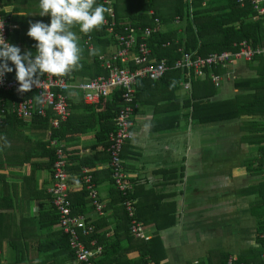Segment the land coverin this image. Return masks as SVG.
Returning <instances> with one entry per match:
<instances>
[{
  "label": "crops",
  "instance_id": "obj_1",
  "mask_svg": "<svg viewBox=\"0 0 264 264\" xmlns=\"http://www.w3.org/2000/svg\"><path fill=\"white\" fill-rule=\"evenodd\" d=\"M0 2L11 26L9 43L19 47L21 55L29 51L35 53L34 49L28 48V45L36 43L27 36L29 25L50 23L49 16L38 15L39 0ZM260 18L258 15L254 17L255 20ZM73 31L79 36L83 49L81 63L91 65L96 57L99 59L100 55H109L114 51L112 44L96 48L93 38V50H89L85 42L92 36L84 38L78 28ZM258 63V60L237 61L227 71L212 69L208 72L204 78L220 71L217 74L220 76L219 87L213 84L217 91L215 102H224L243 93L236 90L234 82L257 77ZM81 69L69 74L72 79L77 76L73 83L92 80V70ZM193 76L204 79L195 74L186 76L187 80L178 92L181 99L190 95ZM186 83H190L188 90L185 89ZM162 97L158 96L160 100ZM68 98L69 118L76 120L68 127L67 139L72 143L67 149L86 159L88 166L92 165L84 169L91 175L97 196L105 207V214L100 217L91 203L89 211L81 216L93 226L106 219L109 225L101 232H108L107 237H110L124 208L123 204L117 203L119 198L110 179L108 160L105 154H101L103 146L96 138L103 122H97L92 111H85V108L100 103L87 105L83 94L77 90L68 93ZM157 102L147 98L144 103H135L138 111L133 117V139L124 145L122 152L127 182L132 186V197L137 201L140 214L139 223L147 238L140 241L150 242L159 238V244H154L153 256L162 257L160 264H226V259L231 256L242 264H263L264 246L259 240L258 215L264 221V205L260 207L264 197V168L263 164L258 167L256 160L260 159L259 149L264 147V142L257 143L252 136L264 135L250 130L258 120L244 117L230 122L198 125L189 118L191 110L183 109L176 112L181 116L176 128L152 132L157 125L171 126L172 120L161 119L176 115L171 113L173 107L169 110L162 107L156 109L154 104ZM106 106L102 104L97 112L104 113ZM7 121L3 124L7 132L23 131V136L37 141H47L50 136L49 132L43 135L40 131H32L30 126L34 120L24 121L27 125ZM3 147L9 152L16 149L11 143L0 144V150ZM17 147L21 154L32 150V145H26L23 139L19 140ZM0 162L3 166L0 167V264H77L59 253L58 248L64 245L57 237L60 233L58 225L48 227L55 219L49 193L52 173L36 166L35 178L23 181L22 176L29 175L32 166L26 163L10 166L5 161ZM68 174L70 195L82 191V180ZM140 241L135 239L133 243H121L122 248H130L127 258L132 261L140 259L139 250L143 247ZM210 243L215 244L213 249L209 248ZM54 253L57 257L52 260L51 254ZM204 256L207 263L200 260ZM120 264H124L123 259Z\"/></svg>",
  "mask_w": 264,
  "mask_h": 264
},
{
  "label": "trees",
  "instance_id": "obj_2",
  "mask_svg": "<svg viewBox=\"0 0 264 264\" xmlns=\"http://www.w3.org/2000/svg\"><path fill=\"white\" fill-rule=\"evenodd\" d=\"M118 1L120 2V0ZM240 1L242 0H128V10H125L122 5L119 6L117 4L116 0L114 10L117 16V30L122 31L123 27L127 25L124 23L122 17L125 15H132L129 25L134 28L147 29L153 27L154 18L151 17V12H154L155 17L159 18L164 25L177 24L178 22L179 24H184L183 28H179L175 31H166L152 37L148 41L153 60L160 61L167 59L171 64H174L176 60L181 58L183 53L191 54L196 57L207 56L213 52L222 53L236 51L232 46L242 41H248L252 43L254 47L264 45V17L257 20L254 19L257 12L252 5V0H244L245 8L239 5ZM96 3L102 5V0H96ZM166 8H168V11ZM134 11H137L138 14H133ZM3 15L5 14L3 13ZM90 36H92L96 48L98 46L108 47L109 44H113V41L110 39L103 26L92 31L88 35H84V38ZM168 43L171 44V47L165 48V45ZM28 46L29 49H34L35 51V44ZM256 60L259 62L257 77L235 81L234 86L236 90L242 91L243 93L231 99L224 100V102H219V100L215 102L214 97L217 91L209 76L204 79L193 76L190 95L185 99H181L178 92L182 83L187 80V78L185 74L176 70L168 73L160 80L148 79L146 81H140L137 85V93H135V103H144L147 98H152L154 102L158 100V102L154 104L156 109L162 107L168 108L169 110L173 107L171 113L174 112V114L183 111V109H190L191 113L189 118L198 125H209L210 123L217 122L224 123L250 117L252 120H258V122L251 125V132L256 134L262 133L264 135V58H258ZM80 64H83L81 71L87 69L92 70L90 79L107 75V71L101 66L98 57L94 59L91 65L81 62ZM84 65L85 68H83ZM8 66L13 68V71L8 73L9 77L15 79L14 66L10 62ZM78 70L76 72H78ZM216 73L219 74L220 71H216ZM44 77H41V79ZM66 77H69L67 79L72 82L77 76H75V78L73 77L74 79L70 78V75ZM159 95L164 96L162 100L158 98ZM29 96H33V94H27L25 97ZM18 99L19 97L13 93L0 91V104L9 106L11 103L17 102ZM102 104L107 105L106 110L104 113H98L97 111L101 109ZM121 106L122 99L121 91L119 90L116 91L111 98L101 99L99 105L85 108V111L87 110L88 113L91 111L93 112V117L97 118V122H103L102 128L98 131L96 138L103 146L101 154H105L107 160L108 153L106 150L108 147V135L110 132L116 130L115 120ZM6 120H8L7 122L13 121L14 123L18 122L27 125V123L18 120L15 116H9ZM52 120H54V116L50 113L47 118H35L32 122V126H30L32 131H40L43 135L49 132L50 136L47 141H37L32 137H25L22 134L23 131L12 130L11 132H7L5 131L6 127L4 125L0 126V144L4 146L11 143V145H15L16 147L15 152H9L3 147L0 150V160L7 162L10 166H22L24 163L32 166L29 175L22 176L23 181L35 178L36 166H38V169L46 170L53 174L54 164L57 160V148L60 145L64 146L63 143L65 144L64 153L68 163V172L71 176L76 175L79 180H81L83 177L82 170L92 167V165L88 166L89 164L86 162V159H83L77 155V153L69 152L67 149L72 143L71 140L67 139L68 127L76 118H69L67 122L62 123L58 129H54L51 126ZM161 120H172L171 126L157 125L152 129V132L154 130L160 132L165 129L176 128L181 120V116L180 114H176L175 116L168 115ZM106 122L107 124L104 125ZM20 139H23L26 145H32V150L24 151L21 154L17 147ZM252 139H255L257 143L264 142V136L255 135L254 137L252 136ZM52 142H56L57 146H52ZM259 151L260 159L256 160V163H258V167L259 165L262 167L264 147L262 146ZM0 167L3 166L0 165ZM257 168L254 170H257ZM3 178L4 177H2V179ZM114 192L119 198L117 203L120 202L122 205L123 197L121 193L116 190H114ZM70 196L74 214L77 216L85 215L89 211V207L92 203L85 187L82 191ZM132 198L134 199V197ZM263 205L264 197L260 203V207H263ZM54 212L55 219L53 223L48 224L49 228L58 225L60 222L59 215L55 209ZM258 217L259 240L264 246V240L262 239L264 235V221L260 219V215H258ZM2 218L1 215V219ZM137 219L141 222L138 205ZM129 222V218L124 210L123 215L120 216L119 220L115 223L110 237H107L106 233L108 232H101L109 225L106 223V219H102L94 224L96 232L87 240L86 244L90 247L91 243L96 242L97 245L104 248L103 256L96 264H120L122 259L124 264H160L162 257L154 258L153 256L154 244H159L160 241L158 237L152 239L150 242L139 240L143 247L139 250L140 259L138 261H132L127 258L130 248H122L121 243L124 241L133 243L135 240L129 233ZM58 234L59 236L57 237L64 245L58 248L59 253L65 254L67 260L71 259L75 261L74 254L70 249L68 237L61 231ZM51 255L52 260L57 257L56 253Z\"/></svg>",
  "mask_w": 264,
  "mask_h": 264
},
{
  "label": "built area",
  "instance_id": "obj_3",
  "mask_svg": "<svg viewBox=\"0 0 264 264\" xmlns=\"http://www.w3.org/2000/svg\"><path fill=\"white\" fill-rule=\"evenodd\" d=\"M207 1V0H205ZM115 0H102V5L110 9L105 14V23L102 25L110 39L113 41L114 51L109 55H100L101 66L107 71L106 76H101L86 82L73 83L65 77L48 78L47 74L39 87L33 86L32 90L26 93L17 91L19 85L15 79L5 73L0 78V91L13 93L19 97L17 102L9 106L0 104V126L4 124L9 116H15L21 121H33L35 118H47L49 112L54 116L53 128L58 129L60 124L66 122L70 117V106L68 93L77 90L83 94L84 102L87 105H96L103 98H109L121 91L122 106L116 117V130L109 135L108 140V169L110 179L116 191L123 197V208L129 218V233L139 240H146L145 230L137 219V201L132 198V186L127 182L124 160L122 152L124 145L133 139V117L138 111L135 104V93L140 81L148 79L160 80L170 71H180L186 76L195 74L205 77L207 72L212 69L227 71L233 63L237 61L253 62L257 58H264V46L254 47L248 41L234 44L232 48L236 51L210 53L207 56H196L183 53L182 57L169 63L167 59L160 61L153 60L152 51L148 46V41L161 33L166 32L162 21L155 17V13L150 15L154 18V26L147 29L134 28L133 26L123 25V29L117 30V16L114 10ZM239 5L245 7L244 0ZM252 5L259 17L264 16V0H252ZM179 23V22H178ZM0 34L9 43V32L11 26L9 19L3 15L0 2ZM91 38L85 42L89 50H93ZM10 44V43H9ZM171 47L168 43L165 48ZM181 52V51H180ZM213 84L219 87L220 76L209 74ZM185 89H190V83L185 84ZM27 94L33 96L25 97ZM39 96L37 101L34 97ZM52 146H57L52 142ZM57 160L54 164L52 174V186L49 193L52 196V203L55 211L59 215L60 231L68 237L70 249L74 254L77 264H96L103 256V248L91 243L90 247L86 242L96 232L93 225H89L84 216H77L72 209V201L69 191L68 163L65 158L64 146L57 148ZM264 168V163H263ZM82 182L87 191L89 199L92 201L98 216L105 214L104 204L97 196L91 175L86 169L83 171ZM264 240V235L262 236ZM226 264H242L236 257H228ZM264 264V262H263Z\"/></svg>",
  "mask_w": 264,
  "mask_h": 264
},
{
  "label": "clouds",
  "instance_id": "obj_4",
  "mask_svg": "<svg viewBox=\"0 0 264 264\" xmlns=\"http://www.w3.org/2000/svg\"><path fill=\"white\" fill-rule=\"evenodd\" d=\"M38 7V15L49 16L50 23L29 25L27 36L36 42L35 53L21 55L20 48L7 43L0 34V78L13 71L8 66L10 62L15 69L19 93L29 92L33 86L38 88L41 77L46 74L49 79L65 77L81 68L83 49L73 29L88 35L105 23V14L110 11L96 0H39Z\"/></svg>",
  "mask_w": 264,
  "mask_h": 264
},
{
  "label": "rangeland",
  "instance_id": "obj_5",
  "mask_svg": "<svg viewBox=\"0 0 264 264\" xmlns=\"http://www.w3.org/2000/svg\"><path fill=\"white\" fill-rule=\"evenodd\" d=\"M117 4L119 6L122 5L125 10H128V6H129L128 0H123V1L120 0V2L117 0ZM133 14H138V12L137 11H134ZM131 16L132 15L122 16L124 22L127 23V24L131 23ZM183 27H184V24H170V25H166L165 28H164V30L167 31V32L168 31H175V30H178L179 28H183ZM255 120H257V119H255ZM214 247H215V244L214 243H210L209 244V248L210 249H213ZM200 260L201 261L203 260V262H206L207 263V259H206L205 256H204V258H200Z\"/></svg>",
  "mask_w": 264,
  "mask_h": 264
}]
</instances>
